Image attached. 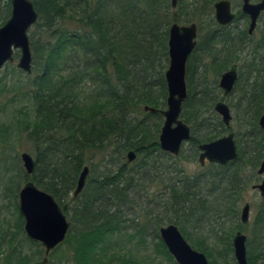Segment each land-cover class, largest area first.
<instances>
[{
  "label": "trees",
  "instance_id": "trees-1",
  "mask_svg": "<svg viewBox=\"0 0 264 264\" xmlns=\"http://www.w3.org/2000/svg\"><path fill=\"white\" fill-rule=\"evenodd\" d=\"M0 1H6L0 4L2 26L11 7L10 0ZM30 1L37 13L31 28L42 38L36 46L28 37L34 57L31 72L36 69V74L29 79L31 72L16 70L28 80L12 82L11 104L25 100L29 106L13 125L32 145L34 167L26 174L17 157L16 164L3 172L2 196L18 199L20 183L14 187V178L19 176L54 198L69 230L50 253L66 247L68 264H146L137 255L152 245L157 258L147 264H176L159 236L161 227L175 225L209 264H236L232 238L237 232L246 236L247 264H264V197L251 223L242 224L238 212L242 191L256 176L262 180L257 170L264 156V137L258 119L264 107V80L251 81V71L264 65V56L247 63L251 71L238 91L239 101L228 106L240 118L234 133L236 160L224 166L205 164L206 170L193 176L176 166L185 145L191 150L188 159L198 161L201 144L232 131L214 111L223 101L216 79L238 63L236 51L242 39L215 23L213 5L219 0H177L174 8L171 0ZM195 22L199 40L185 67L187 98L180 115L190 139L176 157L163 152L158 143L166 110L168 32L173 24ZM259 32V43L264 44V27ZM18 56L16 52L14 58ZM203 59L209 63L203 64ZM61 69L69 76L54 80ZM4 81L0 78V92ZM87 84L91 92L84 94ZM239 85L238 75L230 96ZM5 132L0 136L8 138ZM128 152L135 155L132 162L124 161ZM97 154L102 160L95 168L90 158ZM86 164L91 170L84 189L74 198ZM166 174L171 176L169 183L162 181ZM154 184L155 198L164 201L158 211L150 209L152 199L147 198ZM15 211L11 241L18 235L33 248L26 253L19 240L3 264H40L41 245L26 237L18 203ZM132 241L136 251L126 245Z\"/></svg>",
  "mask_w": 264,
  "mask_h": 264
},
{
  "label": "water",
  "instance_id": "water-1",
  "mask_svg": "<svg viewBox=\"0 0 264 264\" xmlns=\"http://www.w3.org/2000/svg\"><path fill=\"white\" fill-rule=\"evenodd\" d=\"M177 0H171L172 8ZM243 14L250 19L249 33H252L259 14L264 11V0L258 4H251L250 0H242ZM10 17L0 27V71L3 66L14 60V54L19 53L17 68L24 73L31 72V50L28 31L37 21V13L30 0H10ZM216 22L220 25L229 24L234 15L231 13L230 3L220 0L213 5ZM196 26L173 24L168 32L169 65L165 72L167 87L166 110L162 112L163 124L160 129L158 143L160 149L172 156H177L182 144L190 139V129L180 119L182 104L186 99L185 65L189 55L196 46ZM236 82V70L232 67L223 73L219 80V88L223 94L229 95ZM154 111L144 108V111ZM214 111L221 117L224 125H229L231 113L222 102H218ZM258 127L264 137V107L258 119ZM201 151L198 162L202 166L205 162L224 166L237 158V148L234 135L229 133L209 143L199 146ZM128 162L135 159L133 152H128ZM26 174L33 171L34 161L26 153L20 156ZM88 167H84L76 181L72 196L76 198L84 189L88 177ZM257 174L262 177L259 184L252 187L260 197H264V156ZM18 210L23 218L24 233L32 241L39 243L44 249V259L40 264H46L49 253L63 243L69 230V223L54 198L39 190L32 182H26L18 193ZM250 206L245 203L240 210V222L249 221ZM159 236L167 252L176 264H209L204 254L194 250L184 239L178 227L167 225L159 229ZM246 236L237 232L232 238L233 255L236 264H247Z\"/></svg>",
  "mask_w": 264,
  "mask_h": 264
},
{
  "label": "rangeland",
  "instance_id": "rangeland-1",
  "mask_svg": "<svg viewBox=\"0 0 264 264\" xmlns=\"http://www.w3.org/2000/svg\"><path fill=\"white\" fill-rule=\"evenodd\" d=\"M252 1L255 2L257 0H252ZM238 2H239V0H237V2H236L237 4H234V1H231V5L234 8L232 10L234 12H237V10H238L237 9V5L239 4ZM4 3H6V1L5 2L0 1L1 6ZM8 19H6V20H8ZM238 23H239V20L237 21L236 24H238ZM181 25H187V24H181ZM263 27H264V16L260 19V22L258 24V28H257V32H256L255 36L250 38L248 41H244L245 43L242 42V44L238 46V50L236 51V56L238 58L236 61H238V63H236V66H237L238 75L240 77V85H239L238 89L228 98V100H227L228 102H226V100H225V103L228 106L237 105V103L239 101L240 96H238V91L241 87V84L246 82L245 80L247 77V72L251 71V67H246V66H249V64H247V63L254 60V59L258 60V59H260L261 56H264V44L259 43V40H260L259 30H260V28H263ZM31 36H32V40L36 46L39 43H41L42 38L38 37V34L36 33V31H34L33 28H31L28 31V37L30 38ZM255 50H257V52H255ZM18 57L14 58V60L12 62L5 64L0 71V78H4V80H5L4 83L6 85L5 88L2 89V92H0V134H2V130L4 129V130H6L7 133L5 132V134H7V137H8V138H4L3 135L0 136V264H3V260H4L5 256L12 249V247L14 248L15 246H17L19 243V240L22 241L21 236L18 237V235H17V237H15L11 241V237H12L11 234L16 232L15 226L17 224V215L18 214L15 211V204L18 203V199L14 200L9 195H8V197L2 196L3 190H5V187H6L5 186V178L2 177V175H3V172H4L6 167L9 168L10 166H12V164H16L15 159L17 157L20 160L21 154L26 153V154L30 155L32 158L34 156L33 155V147L27 141L26 136L24 134H21L19 136L18 132L14 129V125H13L14 119L19 117L20 111H26V110L28 111V107H29L25 100L19 101V102L15 103L14 105L11 104V99L13 97V92L11 91L12 82L17 80L18 78H20L22 83H26V79H27L24 76L18 75V73L16 71V70H19L16 66L17 62H18ZM31 57H32V61H33L34 57H33L32 52H31ZM202 62H203V64L207 65V63H209V60L203 59ZM263 66L264 65L260 63L257 66L258 69L256 71H251L252 72L251 81L258 83V82H261L264 80V71L261 69V68H263ZM35 74H36V69H35V71L32 70V72L29 74V79H33ZM55 74L56 75L54 77V80H56V81L59 80V78L65 79L67 76H69V74L66 73V71H63V69H61V71H59V72L56 71ZM219 77H220V75L216 79L217 84L219 81ZM208 79L211 83V77L209 75H208ZM0 88H1V86H0ZM21 91L25 92L26 90H25V88H21ZM90 92H91V87L89 86V84H87L86 89H84V94H89ZM218 95H220V94H218ZM234 113L235 112L233 111V108H232L231 114L234 118L232 119V121L230 123V127L232 129V132L235 133V130L238 129L237 124H238V121L240 118L237 115L234 116L235 115ZM140 116L141 115L138 114V117H140ZM17 135L19 136V139H18ZM190 153H191V150L189 149V146L185 145L183 148L181 159L177 160L178 165L176 164V166H180L184 170L185 175H188V176H193L196 174L203 173L206 170L205 169L206 168L205 163H204V165L201 166L199 164V162L197 161V159L194 162L193 161L191 162L188 159ZM99 160H102V157L99 154L94 155V156H92V158H90V162L92 161L91 163L93 166H95V168L97 165H99V163H100ZM124 161L128 162L127 158L125 159V157H124ZM90 164L85 165L89 168V171L91 170ZM20 165L22 167L21 161H20ZM16 167L18 168V165H16ZM249 174L250 173L247 171L245 173H243V175L244 176L246 175V177ZM10 175L11 174H8V176H10ZM170 178H171V176L168 174L163 175L162 181L165 183H169ZM252 178L253 177H251L250 180ZM260 180H261V178H257V176H256V178L251 180L250 185L258 184V183H260ZM14 181H15L14 187L16 186V183H20L18 191L25 184V182H22V180L19 176H16L14 178ZM166 185H168V184H166ZM250 185L247 186V188L242 191L241 196H240V201L238 203V212H239V210H241V207L245 203L249 204V206H250L249 223H251L253 221V218L257 212L258 205L261 202L260 201L261 198L259 197V193L257 192V190L250 189ZM155 186L156 185L154 184L150 187L149 194H148L147 198L149 200L152 199L150 202L151 203L150 209L158 211V210H162L161 204L164 201L160 200L157 197L155 198L154 195L158 193V190ZM14 187H13V189H14ZM136 214H138V213H136ZM207 228H209V225L205 227V230H207ZM225 230H228V229H225ZM230 230H231V228L229 229V231ZM131 233H132V231H128L129 235H131ZM203 235L205 237L209 238V236H207L206 234H203ZM126 237H128V235L124 236V238H126ZM115 238L116 237H114V239ZM114 239H113V241H114ZM210 242H211V240H210ZM10 243H12V244H10ZM126 245H127V247H129L133 251L137 250V246H136V243L134 241H132L131 243H128ZM21 248H23L26 253H30L32 251L31 248H33V247L29 246L27 243L22 241L21 242ZM152 250H153V247H152V245H150L145 253L144 252H138L139 255H137V256L140 257V259L142 261H144V263L146 262V264H147V263H149V261L152 258L155 257ZM67 252L68 251L66 250V247H62L60 250H58L56 252L49 253L48 261L46 264H68L67 262H65L66 258L68 257ZM43 253H44V249L42 248L41 258L44 259ZM69 255H70V253H69ZM155 258H157V257H155ZM151 263L155 264L154 262H151ZM140 264H142V262H140Z\"/></svg>",
  "mask_w": 264,
  "mask_h": 264
},
{
  "label": "flooded vegetation",
  "instance_id": "flooded-vegetation-1",
  "mask_svg": "<svg viewBox=\"0 0 264 264\" xmlns=\"http://www.w3.org/2000/svg\"><path fill=\"white\" fill-rule=\"evenodd\" d=\"M220 1V0H219ZM227 1H229V3H230V9H231V13L234 15V18H233V20L229 23V24H226V25H220V24H218L217 22H216V19H215V11H214V20H215V23L219 26V27H221V28H223L224 30H226V31H229V32H232L233 33V37L235 38V39H242V41L241 42H243V43H245L244 41H248L250 38H252V37H254L255 36V34H256V32H257V28H258V24H259V22H260V19L264 16V11H262L260 14H259V16H258V18H257V20H256V25H255V28L253 29V31H252V33H249L248 31H249V25H250V19H249V17L247 16V15H245V14H243V11H242V6H243V1L242 0H239V4L237 5V12H234L232 9H234L233 7H232V5H231V1H234V4H237L236 2H237V0H227ZM261 0H257V1H255V2H253L252 0H250L249 2L251 3V4H258L259 2H260ZM216 2H218V1H216ZM215 2V3H216ZM213 10H214V8H213ZM239 20V23L238 24H236L237 23V21ZM191 24H194L195 26H196V46H195V48L197 47V45H198V38H199V31H198V25L196 24V23H189V24H187V25H184V26H188V25H191ZM179 25V24H178ZM195 48H194V50H195ZM229 49H231V46L229 47ZM193 50V51H194ZM193 51H192V53H193ZM191 53V54H192ZM190 54V55H191ZM190 55H189V57H190ZM189 57H188V59H189ZM188 59H187V61H188ZM187 61H186V64H187ZM185 67H186V65H185ZM235 68V70H236V81H237V79H238V72H237V66H235L234 67ZM230 70V69H229ZM228 70V71H229ZM227 72V71H226ZM223 73H225V72H223ZM222 73V74H223ZM221 74V75H222ZM221 75H220V77H221ZM220 77H219V80H220ZM235 84H236V82H235ZM235 84H234V86H235ZM185 85H186V83H185ZM218 87H219V81H218ZM234 88V87H233ZM220 89V88H219ZM233 90V89H232ZM231 94V93H230ZM230 94L229 95H224L223 94V96H222V98H223V101H219V102H222V103H224L227 107H228V105L225 103V100L227 99V97H229L230 96ZM186 98H187V94H186ZM186 100V99H185ZM184 103V102H183ZM229 108V107H228ZM229 111H230V113H231V109L229 108ZM216 113V112H215ZM217 114V113H216ZM218 115V114H217ZM219 116V115H218ZM232 116V115H231ZM220 117V116H219ZM221 118V117H220ZM231 121H232V118H231ZM231 121H230V123H231ZM230 123H229V125H224L226 128H228L229 126H230ZM229 133H232L233 135H234V132H226L223 136H225V135H228ZM223 136H221V137H223ZM218 139V138H217ZM216 139V140H217ZM214 141V140H213ZM234 141H235V137H234ZM212 142V141H211ZM209 143V142H208ZM236 144V143H235ZM237 148V147H236ZM200 153H201V151L199 150V155H200ZM205 164H210V163H207V162H205ZM259 197H260V195H259ZM249 222V221H248ZM42 247V246H41ZM43 248V247H42Z\"/></svg>",
  "mask_w": 264,
  "mask_h": 264
}]
</instances>
